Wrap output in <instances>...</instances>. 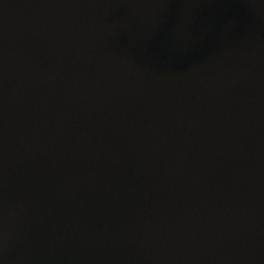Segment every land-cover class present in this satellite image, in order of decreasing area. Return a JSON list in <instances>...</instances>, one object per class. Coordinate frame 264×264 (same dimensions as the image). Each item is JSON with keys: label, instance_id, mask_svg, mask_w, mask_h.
Wrapping results in <instances>:
<instances>
[{"label": "water", "instance_id": "1", "mask_svg": "<svg viewBox=\"0 0 264 264\" xmlns=\"http://www.w3.org/2000/svg\"><path fill=\"white\" fill-rule=\"evenodd\" d=\"M0 264H264V0H0Z\"/></svg>", "mask_w": 264, "mask_h": 264}]
</instances>
